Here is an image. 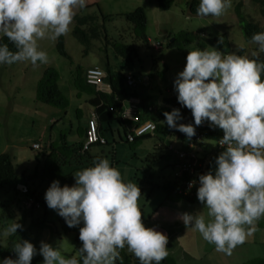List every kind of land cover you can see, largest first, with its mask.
<instances>
[{
  "label": "clouds",
  "instance_id": "clouds-1",
  "mask_svg": "<svg viewBox=\"0 0 264 264\" xmlns=\"http://www.w3.org/2000/svg\"><path fill=\"white\" fill-rule=\"evenodd\" d=\"M86 3L87 0H0V40L6 37L15 48L10 50L8 44L0 42V65L18 62H30L34 66L46 64L48 54L40 48L38 41L45 38L56 40L69 32L77 9H84ZM256 5L258 3L253 0H199L195 12L197 16H202L199 18L224 24L226 20L222 15L227 10L230 19L241 24L245 43L253 45L251 56L244 55L248 50L245 45L236 52L217 50L214 43L208 42L213 37L205 31L200 32L199 39L186 42L184 37L195 36L196 32L180 31L175 35L177 38L164 34L168 43H174L178 48H182L181 44L186 47L187 43L201 44L200 47L206 44L215 46L189 50L183 70L173 81L177 102L191 111L194 123H178L182 119L179 108L165 111L163 116L167 126L185 134L186 140L195 136L196 127L205 121L209 127L222 130V138L216 142V147L219 142L223 146L219 150L223 151L215 158V168L190 177L185 181V187L189 182L192 189L186 193L183 191L184 196L197 191V200L207 209L206 216L200 211L195 214L184 212L179 219L186 228L199 232L204 241L213 244L217 252L225 255H231L238 245L243 244L256 231L259 219L264 217V60L258 57V53H264V31L253 33L251 42H247L242 32L247 24L243 25L239 18L249 16L255 20L251 21L252 24L261 27L264 18L260 7L259 14L258 11L257 14L250 13L253 11L250 7ZM217 36L222 37L221 43L228 44L223 34ZM146 41L147 48L153 51H159L162 46L161 42L151 41L148 37ZM141 45L144 46V43ZM98 70L103 76L99 84L93 86L107 94L109 87L102 83L106 73ZM147 81L148 78H143L146 86ZM170 95L174 94L170 92ZM160 104L157 102L155 108L148 103L142 105V100L137 97L123 101L121 109L115 113L123 122L125 131L119 129L124 133V142L117 149L113 146V161L106 152L105 157L97 156L91 165L72 173V185L61 186L59 180H53L46 189L44 200L47 207L62 217L68 227L80 226L78 255L66 257L59 245L50 244L53 239L48 237V230L57 231L54 223L45 233L42 231L38 249L31 240L20 237L12 247L16 258L5 257L0 259V264H31L36 255L42 256V264H117L122 260L121 250L125 248L138 259L139 264H161L169 255L168 236L161 232L165 231V226L159 225L161 231L145 227V220L143 222L141 218L143 210L141 212L138 206L140 188L137 183L125 180L117 168H129L127 160L118 155L123 145L155 137L157 123L154 113ZM109 111L114 112V109L109 108ZM124 112H127V117H123ZM147 112L151 113L149 117H145ZM92 120L95 123V139L88 143L87 133ZM87 124L85 140L81 145L83 151L106 143L98 132L99 122L94 110L90 111ZM146 124H152L154 129H146ZM112 139L115 140L116 135ZM190 145L194 146L192 141ZM127 150L131 151L130 159H137L138 153L129 148ZM146 166L152 171L150 161L149 165L145 162L142 168ZM26 175L30 176L29 173ZM192 179L194 181H190ZM17 188L22 190L23 186L19 184ZM28 200L31 207L32 200ZM174 205L165 203L150 216L154 217L162 208L173 210ZM167 214H164L166 218ZM170 218L172 220V216ZM20 228L22 225L13 221L0 235L20 236L22 230L17 232Z\"/></svg>",
  "mask_w": 264,
  "mask_h": 264
},
{
  "label": "rangeland",
  "instance_id": "rangeland-1",
  "mask_svg": "<svg viewBox=\"0 0 264 264\" xmlns=\"http://www.w3.org/2000/svg\"><path fill=\"white\" fill-rule=\"evenodd\" d=\"M97 1L98 4L93 7L90 13L97 16V24L101 26L102 31L99 39L90 41L89 48H85L71 35L72 29L74 28L73 22L69 32L62 35L65 50L71 58L72 64L68 63L57 52L56 44L58 38L56 40L45 38L38 41V44L48 54L49 59L46 64L38 63L34 66L30 62H18L12 65H0V155L6 152L9 153L10 157L14 155L12 158L13 165H15L18 171L29 173L30 177H32L31 175L38 176L39 178H36L33 182L42 191L49 187L47 186V181L50 179L45 173L41 160L39 159L38 164L34 163L37 152L31 151L29 146L35 142L40 143L39 140H46L50 134L56 138L60 131L62 135H67L69 139L73 135V133H68L69 121L73 129H76L77 124L83 126L88 118V110L90 108L86 104L88 95L82 93L81 96L76 97L75 88L72 84L76 67L89 68L96 66L102 69L107 59L112 69H118L123 62L120 59H115L112 44L115 42L126 43L129 46H133L140 60L142 59L143 63L141 66L143 68H139L137 61L134 62L138 75L143 78H148L147 86L144 83V86L139 87L153 101H156L158 93L165 89H167L166 93L168 94L170 92L174 95L176 94L173 81L178 72L183 70L186 63V55L189 50L196 47L204 49L212 46L206 44L200 47L196 44L192 45L187 43V48L183 47L182 44L180 45L182 48L175 46L167 48L168 39L164 38V34L174 37L180 31L196 32L202 28L208 36L213 37V35L219 34L208 30L216 24L215 21L207 18H186L183 16L180 11L187 8L185 0H173L172 7L169 11L160 10L156 4V0ZM256 6L250 7L253 10L250 13L257 14L258 11L259 14L258 5ZM245 7L243 10L241 9L242 12L245 10ZM136 8H142L144 10L147 19L146 36L151 41L161 42L162 46L159 51H153L149 47L145 49L141 45L142 41L135 37L133 24L124 15ZM80 10L77 9L76 15H86L80 14ZM227 12L226 10L222 15L226 22L224 24H218L228 32L223 36L228 44L222 48V51L215 46L212 47H215L221 52L228 53L236 52L241 46L245 45L248 50L244 55L251 56L253 53L251 50L253 45L245 43L241 34V24L238 21L230 19V14ZM177 37L175 36V38ZM207 40L209 38L203 39L202 42H206ZM125 53L129 56L128 49ZM49 68L55 69L59 74V88L69 99L66 119H64V112L35 101L36 84L44 71ZM72 89L74 91H71ZM77 109L80 110L79 116L76 114ZM50 124L53 125L51 127L52 129L48 127ZM165 143L172 144L177 150L186 149L183 144L176 143L170 139H166ZM57 144L61 145L60 139H57ZM151 147L152 142L147 140L141 141L139 146L136 145L133 148L134 152L138 153L137 159H130L131 151L127 150V146H123L126 149L123 154L120 152L119 154L127 160L129 168L125 166H118L117 168L121 171L123 169L128 173L127 177L123 176L125 180L137 183L135 178L143 179L151 176L155 181L161 183L158 176L163 179H168L172 176L169 167L165 165L170 160L167 158V161L165 159L157 165L153 162L152 167L156 165L154 168L155 173L148 170V167L145 169L142 168L145 166L144 159ZM109 158L110 155H108ZM146 163L149 165L148 158H146ZM36 168H38L37 173H35ZM151 177L149 178L151 179ZM73 183L71 181V185ZM60 184L61 186L64 185L61 182ZM138 187L141 191V196L138 200V206L141 212L145 207L142 206L143 200L147 196H150V201L142 212L141 218L144 222L147 216L154 213L155 207L162 202L165 194L162 191L160 193L156 189L152 190L151 187L141 188L139 185ZM4 197L7 198L6 194L1 193L0 201ZM24 206L26 208L30 207L29 200L24 202ZM49 210L55 223V228L59 232V235L54 236L50 244L53 246L59 245L62 254H68L75 244L74 242L80 226L68 227L62 217L54 210ZM169 211L172 214V220H168L164 216ZM199 211L206 216L207 209L203 208V205L197 200L196 196L193 202L177 201L173 210L163 208L152 218L154 220L149 227H154L156 230L161 231L159 225L163 224L165 226V231L161 232L168 236V257L172 258L174 264H242L254 258L256 260H262V264H264V217L259 219L256 223V231L243 244L238 245L232 251L231 255H225L224 253L217 252L213 244L204 241L199 232L191 228H186L179 219L181 213L188 212L195 214ZM62 229H69L70 232L64 235Z\"/></svg>",
  "mask_w": 264,
  "mask_h": 264
},
{
  "label": "trees",
  "instance_id": "trees-1",
  "mask_svg": "<svg viewBox=\"0 0 264 264\" xmlns=\"http://www.w3.org/2000/svg\"><path fill=\"white\" fill-rule=\"evenodd\" d=\"M253 2L258 3L261 15L264 18V0H253ZM88 3H86V7L84 9L80 10V14L86 15H75L73 19L74 28L71 32L72 37L85 48H89L90 41L99 39L102 31L101 26L97 24V16L90 13L93 10V7L98 4V1L88 0ZM172 3L173 0H156L158 8L162 11H169L172 7ZM185 3L187 8L180 11L183 16L186 18L202 17L195 14L199 0H186ZM124 16L130 23L133 24L135 36L140 39L144 43V47L147 48V37L145 35L147 19L144 10L142 8H136L135 10L126 13ZM239 18L240 21L243 22V25L245 23L247 24L243 27L242 31L247 42H251V36L253 33L264 31V20L261 27L257 25L256 27L251 22L255 21L253 18L249 16H240ZM208 30L213 33H221L223 35L228 33L225 28H222L219 24H215ZM203 31V28L196 31V37L192 35L184 37L185 42L190 39H199L198 36L200 32ZM104 33L106 34L105 30ZM221 38L222 37L213 35V39H210L208 42L211 44L214 43V45L222 51V48L226 44L220 42ZM0 42L8 44L10 50H15L14 45L9 42L6 37L0 40ZM178 44L179 42L176 41V45ZM198 45L200 46L201 44ZM174 46V43L167 44V47L169 48ZM127 49L129 50V56L125 53ZM56 50L60 56L66 59L68 63L72 64V60L65 50V44L62 36L58 37ZM112 50L115 59H120L121 62H123L118 69H112L107 59L104 62L102 69L94 66L106 73L105 77L102 79V83L109 87V92L107 94L98 91L95 86L86 82V72L90 67H76L75 77L72 82L75 88L76 97L81 96L82 93L88 95L86 99V104L90 107L88 113H90L91 110L96 112L99 122L98 132L106 140V143L90 146L88 151H83L81 145L83 144V140H85L89 114L84 125L79 126V124H77L78 126L76 129H73L72 124L69 121L68 133H73L69 139L67 135H62L60 131L56 138L50 134L46 140H39L40 143H33L29 146V149L33 152H37L35 158H37L38 161L40 159L42 165L44 166L45 173L50 179L47 181V186H49L53 180H59L61 183L70 185L71 181H74L72 173L91 165L93 159L97 156L105 157L106 152L111 155V160L113 161L115 153L114 150L118 148L117 146H119V144L124 142V133L120 131L119 127L125 131L123 128V122L120 120L115 111H119L121 109L123 101H126L131 97H137L142 100V105L144 103H148L150 107L151 105H154L155 108L157 102L161 103L158 105V108L154 113L156 116L154 121L157 123L155 137L145 138V140L152 142V147L150 151L147 152V156L144 161L146 162V158H148L151 165L153 162L157 165L166 158L170 159L165 165L166 167H169L172 172V176L168 179H163L158 176L161 183L155 181L154 178L149 176L151 179L149 177H146L147 179H137V184L141 188L151 187L152 190L156 189L160 193L162 191L165 194L162 202L155 207L154 213H156L165 203L175 204L177 201H184L188 203L193 202L196 197V190H194L190 196L183 195L185 181L190 178V175L187 172H183L182 175L184 176H182L181 179H177L174 176V173L177 171L180 172V170L174 163H182L184 165L191 166L195 171H199L200 174H204L210 169H214L215 158L223 151L217 149L216 147V142L222 138V130L215 127H209L208 122L205 121L200 126L196 127V135L189 139V141L186 140L187 137L185 134L174 128H169L164 122L165 118L163 116V112L171 111L173 108H179L182 119L178 121V123L187 124L194 123L191 111L186 107H182L177 102V94L170 95L166 93L167 90L165 89L158 93V101L156 98V101H153V99L139 87L144 86V82L143 77L138 75L134 62H138L139 68H143V66H141L143 62L142 59L140 60L137 51L133 49V46H129L126 43L115 42L112 44ZM255 51L258 52V49H255ZM258 57L260 60H264V53H258ZM127 76H131L133 79L134 83L132 85H127ZM71 91L74 90L72 89ZM35 101L64 112V119L67 118L69 99L59 88V74L55 69H46L42 74L36 84ZM109 108H113L114 112L109 111ZM76 114L79 116L80 110L77 109ZM150 115L151 113L147 112L145 117H149ZM48 127L49 129H52L51 127H53V125L50 124ZM113 135H116L115 140L112 139ZM57 139L61 140V145L57 144ZM166 139H170L176 143H181L186 149L177 150L172 144L165 143ZM191 141L194 146L190 145ZM140 143L141 141L135 140L133 143L123 146H127V148L134 151L133 148L136 145L139 146ZM34 146L37 147L34 148ZM113 146L116 148L113 149ZM179 154H182L183 156L179 157ZM106 158H108V154L106 155ZM156 165L154 167L151 166L153 173H155L154 168ZM37 172L38 168L35 173ZM31 176L32 177L27 176L25 172L21 174L18 171L12 163V156L10 157L8 152L0 155V194L4 193L7 197H4V199L0 201V232H2L6 226L13 223V221L22 225V228L17 229V232L22 230L20 236L9 235L5 237L0 235V259L5 257L13 259L16 258V254L12 250V247L15 242L19 241L20 237L31 240V243H33L38 249V242L41 240L42 231L45 233V231L49 229V226L54 224L51 213H49L50 210L48 209L44 198L42 199L46 189L42 191L41 188L33 182V180L39 178L38 176ZM19 184L23 186L22 190L17 188V185ZM196 188H198V186ZM28 199L32 200L31 207L26 208L24 206V202ZM143 201L142 206H145L143 209L144 211L150 201V196H147ZM149 217L151 216H147L145 220H149ZM48 231L50 234L48 237L51 239H53L54 236L52 235L54 233L56 234L55 236L59 235L58 231ZM62 232L65 235L70 231L69 229H62ZM78 237L79 232L77 233L76 240L74 242L75 244L71 251L68 254H64L66 257L78 255L77 249L81 246V241ZM121 258L122 260L118 261L117 264H139L138 259L133 254L129 253L127 248L121 250ZM42 261V256L36 255L33 257L31 264H42ZM262 263V260H256V258H254L242 264ZM161 264H174V262L171 257H167L165 260L161 261Z\"/></svg>",
  "mask_w": 264,
  "mask_h": 264
},
{
  "label": "built area",
  "instance_id": "built-area-1",
  "mask_svg": "<svg viewBox=\"0 0 264 264\" xmlns=\"http://www.w3.org/2000/svg\"><path fill=\"white\" fill-rule=\"evenodd\" d=\"M103 76L102 72L99 71L98 69L96 68H90L87 70V73H86V82L90 85H98L99 82H100V79L101 77ZM126 83L127 85H132L134 83L133 79L131 78V76H127L126 77ZM134 102V101H132ZM136 103V102H134ZM134 106L130 107L131 109L133 108ZM123 117H127V112H124L123 113ZM135 120H137V117L134 118ZM94 121L92 120L90 122V130L88 131L87 135H88V143L93 141L95 139V134H94ZM145 128L148 129V130H153L154 129V126L152 124H146L145 125ZM129 140H132V137H128ZM87 144L85 145V148H86ZM37 146H35L36 148ZM223 146L219 145V142L217 143V149H222ZM183 155L182 154H179V157H182ZM176 167L179 168L180 172L177 171L176 173H174V176L178 179V177H180L182 175L183 172H187L190 177H196V175L198 174L199 171H195L193 167L191 166H187V165H184L182 163H177L176 164ZM190 181H194L193 179L190 180ZM192 189L189 188V182L186 184V187H185V190H184V193L190 191Z\"/></svg>",
  "mask_w": 264,
  "mask_h": 264
},
{
  "label": "crops",
  "instance_id": "crops-1",
  "mask_svg": "<svg viewBox=\"0 0 264 264\" xmlns=\"http://www.w3.org/2000/svg\"><path fill=\"white\" fill-rule=\"evenodd\" d=\"M124 151H125V149H123V148H120V149H119V152L122 153V154L124 153ZM119 152H118L119 157H120V158H123V157L120 156ZM35 161H37V160H35ZM35 161H34V163H35ZM121 165H122V164H121ZM125 167H126V166H125ZM120 171H121V170H120ZM121 174H122V176H124V177H125V176H126V177L128 176V173H127L126 171H124L123 169H122V171H121ZM73 180H74V179H73ZM168 205H169V204H168ZM162 209H163V208H162ZM168 214H169V215H168ZM168 214H167V219H168V220H171L170 216H172V215H170V211L168 212ZM152 218H153V217H151V219H150V217H149V220H145V219H144V220H145V223H144L145 227H149V226L151 225L152 221L154 220V219L152 220Z\"/></svg>",
  "mask_w": 264,
  "mask_h": 264
},
{
  "label": "water",
  "instance_id": "water-1",
  "mask_svg": "<svg viewBox=\"0 0 264 264\" xmlns=\"http://www.w3.org/2000/svg\"><path fill=\"white\" fill-rule=\"evenodd\" d=\"M145 79V78H144Z\"/></svg>",
  "mask_w": 264,
  "mask_h": 264
}]
</instances>
